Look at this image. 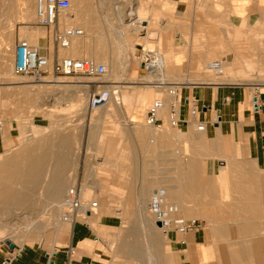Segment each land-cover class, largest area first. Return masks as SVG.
<instances>
[{"label":"rangeland","instance_id":"374dc122","mask_svg":"<svg viewBox=\"0 0 264 264\" xmlns=\"http://www.w3.org/2000/svg\"><path fill=\"white\" fill-rule=\"evenodd\" d=\"M217 1L219 2L215 5V0H190L185 13H175L169 18L173 29L168 36L163 29L165 24L152 23V28L148 30L152 38L156 40L164 37L176 56L182 58L171 63L170 70L165 72L167 80L171 84L187 86L189 79L203 77L208 80L204 85L234 84L248 89L256 88L258 83L246 80H260L262 88L256 89L264 93V3L240 0V3L231 5L230 0ZM215 6L218 10H215ZM71 25H79L78 28L83 29L79 22ZM26 32L29 34L26 35ZM54 32L55 29L37 25L35 0H0V97L8 95V81L13 75V52L17 41H27L33 47L41 46L46 49L50 53L52 66L54 54L58 52L53 41ZM74 43L76 45H72L73 52L60 50L59 55L75 59H95L107 66L108 74L99 80L83 76L65 78L54 76L50 70L40 82L27 77L31 85L29 107L0 111L5 116L0 117V121H15L18 125L13 130L17 134L16 139L8 143L5 152L0 155V166L8 164L27 149L35 154L48 155L46 172L54 169L55 156L66 159L68 164L65 175L71 182L61 186L64 193L77 187L87 201L99 202L101 207V200L97 198L94 189L96 181L101 187L99 194L102 193L103 197L110 200L105 203L108 212L132 219L125 221L121 228L102 235L113 254L114 264H119V260L126 264H156L155 245L150 247L149 233L142 229V221L137 218V204L143 185L166 168L165 158L159 157L154 149L144 148V144L154 146L157 142L151 143L152 139L148 136L141 138L133 135L126 124L129 115H123L121 109L114 106V101L105 110H95L90 108V100L95 93L121 90V94L125 96L123 103L136 107L126 109V112L133 114L130 118L137 120L133 118L142 110L143 125L146 126L145 118L150 105L163 96L169 104L173 99L167 96V89H156L155 86L146 84L149 75L158 77L157 74H149L145 68L148 64L147 58L144 59L146 48L133 45L93 47L86 45V37L76 39L72 44ZM127 46L135 47L138 58ZM214 47L215 50H210L211 54L206 52ZM182 49L185 51L182 52ZM87 50L94 56L85 55ZM4 54L6 58L2 60ZM159 54L163 53L160 51ZM192 54L209 55V58L190 61L188 58ZM101 56L104 61L100 60ZM144 62L146 65L141 67ZM210 64L212 69H208ZM216 64H220L219 72L213 71V65ZM93 86L96 89L94 91ZM133 125L141 127L137 123ZM23 129L27 130L24 132ZM176 129L165 120L160 130L174 132ZM159 180H154L157 185L153 188L158 193H152V197L163 189L161 186L157 187L160 185ZM47 190V183L41 180L37 185L30 186L29 200L24 204L13 202L14 204L0 206V228L5 229L0 230V241L14 242L18 246L15 253L20 252L22 247L30 246L52 252L67 242L69 233L62 232L58 240L55 238L58 227L65 224L62 222L64 206L60 212H56V208L47 200ZM167 201L164 199L165 205L161 206V210L166 208L169 211L174 207L167 205ZM149 207L151 212L148 216L155 223L152 229L155 230L158 229L159 222L152 204ZM98 213L102 214L100 208ZM21 215L27 219L34 218L35 225L23 226L19 231L10 227ZM176 217L177 214L169 219L174 221ZM188 219L192 220L194 217ZM156 243L161 252L159 259L162 256H172V253L166 252L170 249L162 240ZM120 246L125 247L120 250ZM149 257L153 258L152 262Z\"/></svg>","mask_w":264,"mask_h":264},{"label":"crops","instance_id":"0c3cea01","mask_svg":"<svg viewBox=\"0 0 264 264\" xmlns=\"http://www.w3.org/2000/svg\"><path fill=\"white\" fill-rule=\"evenodd\" d=\"M66 1L68 8L60 17L56 30L71 27L73 26L71 24L79 22L85 31L84 37L88 46L133 45L146 48L144 59L147 60L153 61L155 57H161L173 63L182 59L176 56L164 37L155 40L148 30L152 28V23L162 22L168 36L169 31L173 29L169 18L175 13H185L190 0ZM215 1L216 5L219 1ZM230 1L231 5L240 3V0ZM254 1L256 4L261 1L264 3V0ZM215 10H218L216 6ZM142 19L146 20L143 21V25L138 22ZM143 27L145 29H141ZM155 30L157 32V28ZM20 41H17L16 46ZM133 46L126 48L136 56L137 52ZM210 50H215V47L209 48L206 52L211 54ZM160 51L163 54L160 55ZM189 51L191 53V49ZM43 53L48 54L45 50ZM84 54L94 56L90 50ZM198 56L200 55L192 54L188 60L209 58V55L199 58ZM100 60L104 61V57L101 56ZM146 62L141 63V67H144ZM145 68L148 73L152 71L154 76L157 74L158 77L166 78L165 72L167 73L171 66L165 72L154 71L149 64ZM150 85L156 89H166V85L171 83L167 80ZM30 86L27 77L18 76L13 72L12 79L8 81V95L0 97V111L28 108ZM111 88L112 86L109 89ZM180 89L182 101L180 116L186 124L174 132H156L146 127L147 134L139 136L155 139L156 145L144 144V148L154 149L159 157H164L166 168L161 169V174L156 173V177L143 185L137 204V218L141 220L140 210L144 211L145 205L149 207L154 201L155 197L151 194L158 193L157 189L153 188L157 185L154 180L161 178L157 187L161 186L163 189L159 191V196L164 202L163 197L167 194L173 195L172 200L168 199L166 204L172 206L173 202H178L176 218L187 220L193 218L190 214L192 209V213L199 215L193 220L205 225L199 231L187 234L170 230L164 233L157 230L147 231L148 238L152 240L150 246L155 245L153 246L156 250L155 263L264 264V105L258 110L253 109V100L259 90L234 84L193 85ZM117 91L119 100L116 91L102 92L100 94L109 95L108 101L92 109L105 110L111 101H114V106L121 109L123 115H129L126 124L133 135H136L133 132V124L143 125L144 112L139 110V115L133 118L137 120H132L130 117L133 114L126 112V109L136 107L125 105L123 103L125 96L121 94V90ZM259 93L263 94L260 91ZM162 98L165 99L164 96ZM194 100H197L195 104ZM165 102L169 107L166 99ZM193 104L198 109L197 119L191 116ZM166 115L161 116L163 125L167 119ZM0 117L5 118L1 112ZM199 124L206 126L205 132L198 131ZM14 126H18L15 121L9 122L5 119L0 121V155L5 152L8 143L16 139ZM141 142L143 143V140ZM94 189L97 198L101 200V207L99 202L98 207L102 214L98 213L97 216L89 217L87 222H78L74 226L65 224L70 226L69 229L67 231L60 229L55 234L56 240L62 232L70 234L64 245L52 252L30 246L22 247L20 252L15 253L7 246L1 245L5 242L0 241V264H66L70 249L75 251L71 264H114L113 254L102 235L121 228L125 221L132 219L108 212L105 203L110 200L103 197L102 193L99 194L101 187L98 182L94 183ZM176 191L179 194L178 198L175 197ZM159 240L168 246L170 251H165L168 254L172 253L171 257L162 256V259H159L161 252L156 243ZM124 247L120 246L119 249ZM149 260L152 262L153 258L149 257ZM119 264L126 262L119 260Z\"/></svg>","mask_w":264,"mask_h":264},{"label":"built area","instance_id":"2783aa9c","mask_svg":"<svg viewBox=\"0 0 264 264\" xmlns=\"http://www.w3.org/2000/svg\"><path fill=\"white\" fill-rule=\"evenodd\" d=\"M36 1V19L37 25L45 29H55L53 35L54 44L58 52L53 57V65L51 66L50 53L44 48H36L30 45L27 41H20L13 52V72L18 76L30 77L34 81L40 82L45 75L49 74L51 70L56 77H76L83 76L91 79H102L108 74L106 65L98 63L94 59H75L71 57H61L60 50L70 49L74 40L83 38L85 31L76 28L68 27L64 29H57L59 19L67 10L68 3L66 0H35ZM0 45V49H1ZM48 54H44L43 51ZM220 64L213 65V71L219 72ZM181 87L180 84L166 85V94L170 97L172 102L169 104L168 120L173 128H180L186 121L181 119ZM96 90L95 86L92 87ZM104 93H95L92 97V106L97 107L103 103ZM261 93L256 92L253 100V109L258 110L263 107L264 102L260 99ZM109 98V96H108ZM197 100H194V104ZM165 99H156L152 105L147 109L145 122L148 126L160 130L163 127V119L161 111L165 107ZM190 104V101H189ZM193 104L191 109V116L197 119L198 109ZM199 132H205L206 126L204 124L198 125ZM65 206L62 215L64 222L75 225L78 222H87L88 217L98 214V202L87 201L80 189L77 187L70 188L65 196ZM161 227L166 225L170 227V231H176L181 234H187L199 231L203 227V223L198 220H187L178 218L171 224L158 220ZM169 231V232H170ZM75 254L74 249H70L68 261L66 264L72 263V258ZM7 264V263H5Z\"/></svg>","mask_w":264,"mask_h":264},{"label":"bare ground","instance_id":"6f19581e","mask_svg":"<svg viewBox=\"0 0 264 264\" xmlns=\"http://www.w3.org/2000/svg\"><path fill=\"white\" fill-rule=\"evenodd\" d=\"M23 2V0H22ZM69 11V10H68ZM119 12V11H118ZM123 16V15H122ZM140 24H143V21H138ZM123 26V25H122ZM26 35L29 34L28 32L25 33ZM159 35V34H158ZM73 46L76 45L75 43L72 44ZM70 47V49H67V52H73L74 47ZM202 53V52H201ZM201 56V55H200ZM198 56V58L200 57ZM203 57V56H202ZM6 55H2V60H5ZM153 59V58H152ZM203 59V58H202ZM201 59V60H202ZM147 63L149 64L150 67L154 68V71H166V69L172 65L171 62L167 60V58L162 59L160 58H154L152 60H147ZM204 61V60H202ZM5 64V62L3 63ZM208 69H212V65L210 64L208 66ZM150 70V69H149ZM149 74H152V71L149 72ZM157 81H164L166 82L167 79L164 77H152L149 75L146 78V84H155ZM208 81L207 79L201 77L200 79H189L188 85L187 86H193V85H204V82ZM211 81H217V80H211ZM221 81H229V80H221ZM247 82H255L258 83V85H255L256 88L261 89L262 88V81L260 80H246ZM264 82V81H263ZM223 85V84H222ZM252 85V84H251ZM254 86V85H252ZM61 93V92H60ZM74 93V92H73ZM115 93V92H113ZM107 94V93H106ZM103 95V94H101ZM109 96V95H108ZM116 96L119 100V92L116 91ZM115 96V98H116ZM93 97V96H92ZM92 97L90 100V108H93L92 106ZM168 107L165 104L164 109L161 111V116L162 114L165 115L167 114V119L166 122H168V113H167ZM125 113V112H124ZM164 117V116H162ZM147 127L154 129L156 132H161L158 129H155L153 127H150L146 124ZM133 127L134 133L136 135L141 136L147 134L146 126L143 127ZM148 129V128H147ZM151 130V129H150ZM151 143H155V139L151 140ZM47 157L48 155L45 154H35L32 153L30 149H27L26 151H23L20 155L14 157L12 160L8 162V164L4 166H0V206H7L10 205L13 202H20V203H25V201L29 200V188L31 185H37L41 180H44L47 183V200L49 201V204L54 206L56 208V212H60V210L63 209V206H65V196L66 192L62 190V185L67 184L68 182H71L68 177H66L65 172L67 170V164L68 162L66 159L61 158V156L57 157L55 156L54 161H53V166L54 169L52 171L46 172L45 167L47 166ZM52 172V175H51ZM50 173V174H49ZM96 183V182H95ZM93 186V184H92ZM90 188V187H89ZM159 194L155 195V199L152 202V209L154 210V214L156 215L157 221H163L165 223L171 224L172 220H170V216H174L179 209L178 202H173L174 207L170 208L169 211L168 209H162V198L161 196H158ZM64 196V197H63ZM179 194L178 191L175 192V197L178 198ZM173 195L167 194V196L163 197L164 199L172 200ZM153 200V198H151ZM180 201V199H178ZM14 204V203H13ZM12 204V205H13ZM190 214L193 215V217H198V213H192V209L190 210ZM150 207H146L143 211L140 210V216L142 217V225H143V230L149 231L153 229V226L155 223L149 219V214L150 213ZM96 216V215H93ZM89 219V217H88ZM34 218H25L24 215H21L18 217L17 221H13L10 224V227L16 228L18 231L23 228V226L28 227L30 225H35L33 223ZM62 222L65 224H69L63 221ZM61 225L58 227V229H62L67 231L69 229V225ZM141 225V224H140ZM4 229V228H3ZM2 228L0 230L3 231ZM170 227H167L164 225V227H161V229H155L159 231L160 233H164L165 231L169 230ZM5 230V229H4ZM17 234V232H16ZM148 242L149 239H148ZM6 243V242H5ZM151 247V246H150ZM149 252V251H148Z\"/></svg>","mask_w":264,"mask_h":264},{"label":"water","instance_id":"95a60500","mask_svg":"<svg viewBox=\"0 0 264 264\" xmlns=\"http://www.w3.org/2000/svg\"><path fill=\"white\" fill-rule=\"evenodd\" d=\"M260 99H261V101L264 102V93L260 95ZM255 100H257V99H255ZM107 101H108V95H105V96H104V99H103V102L105 103V102H107ZM158 226L161 227V223H158ZM5 245H6V246H7L12 252H14V251L17 249L16 244H15L14 242L10 241V240L6 241Z\"/></svg>","mask_w":264,"mask_h":264}]
</instances>
